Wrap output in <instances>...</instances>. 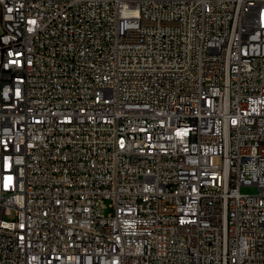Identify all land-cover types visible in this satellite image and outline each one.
<instances>
[{"label": "built area", "instance_id": "built-area-1", "mask_svg": "<svg viewBox=\"0 0 264 264\" xmlns=\"http://www.w3.org/2000/svg\"><path fill=\"white\" fill-rule=\"evenodd\" d=\"M0 264H264V0H0Z\"/></svg>", "mask_w": 264, "mask_h": 264}, {"label": "rangeland", "instance_id": "rangeland-1", "mask_svg": "<svg viewBox=\"0 0 264 264\" xmlns=\"http://www.w3.org/2000/svg\"><path fill=\"white\" fill-rule=\"evenodd\" d=\"M242 192L246 194H256L258 192V188L256 186H246L242 188ZM111 209L108 207L104 210V213L107 215Z\"/></svg>", "mask_w": 264, "mask_h": 264}]
</instances>
